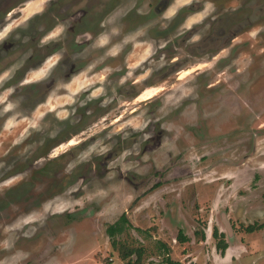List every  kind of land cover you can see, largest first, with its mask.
<instances>
[{
    "label": "rangeland",
    "instance_id": "rangeland-1",
    "mask_svg": "<svg viewBox=\"0 0 264 264\" xmlns=\"http://www.w3.org/2000/svg\"><path fill=\"white\" fill-rule=\"evenodd\" d=\"M56 2L0 0V264H264V0Z\"/></svg>",
    "mask_w": 264,
    "mask_h": 264
},
{
    "label": "trees",
    "instance_id": "trees-1",
    "mask_svg": "<svg viewBox=\"0 0 264 264\" xmlns=\"http://www.w3.org/2000/svg\"><path fill=\"white\" fill-rule=\"evenodd\" d=\"M125 223H127V218H126L125 214L122 213L116 221H114L113 223L108 224L106 226V229H105L106 233L111 238L114 233L122 231ZM261 226H262V224H256V225L250 224V225L246 226V229L252 230L255 227L258 228ZM213 236L216 238V243H215L216 249L220 252V254H224L225 249L228 246V243L224 238V233L221 231H218L217 229H214L213 230ZM176 238L179 241H186L189 239L188 236L182 231V229H178ZM112 243L114 246L115 243H114L113 239H112ZM161 246H163L165 253H168L169 247L167 246V244H165L164 242H161ZM132 251H134V250H130L129 252L132 253ZM135 251H136L137 255H140V249H135ZM165 261L167 264H182V262H180L177 259H173L172 257L168 256V254H166Z\"/></svg>",
    "mask_w": 264,
    "mask_h": 264
},
{
    "label": "flooded vegetation",
    "instance_id": "flooded-vegetation-1",
    "mask_svg": "<svg viewBox=\"0 0 264 264\" xmlns=\"http://www.w3.org/2000/svg\"><path fill=\"white\" fill-rule=\"evenodd\" d=\"M56 1H57L56 3L65 4V2H63L64 0H56ZM87 1H89L88 5L92 7L91 11L87 14L88 15L87 17H89V21L91 20L92 22L95 23V20H94V18H95V0H87ZM77 2H80L82 4L81 6L84 7V0H70V2L68 4H70L72 6L73 3H77ZM263 10H264V7H263Z\"/></svg>",
    "mask_w": 264,
    "mask_h": 264
},
{
    "label": "bare ground",
    "instance_id": "bare-ground-1",
    "mask_svg": "<svg viewBox=\"0 0 264 264\" xmlns=\"http://www.w3.org/2000/svg\"><path fill=\"white\" fill-rule=\"evenodd\" d=\"M173 6V5H172ZM154 85V84H153ZM159 88H155V89H153V88H143L140 92H139V94H137L136 95V97H135V102H136V100L138 101L139 99H143V98H146V97H149V96H151V95H153L157 90H158ZM68 143L69 144H73L74 143V141L72 140V139H70L69 141H68Z\"/></svg>",
    "mask_w": 264,
    "mask_h": 264
}]
</instances>
